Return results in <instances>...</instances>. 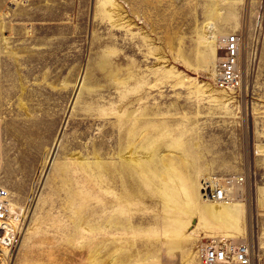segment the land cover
Returning a JSON list of instances; mask_svg holds the SVG:
<instances>
[{
    "label": "rangeland",
    "instance_id": "rangeland-1",
    "mask_svg": "<svg viewBox=\"0 0 264 264\" xmlns=\"http://www.w3.org/2000/svg\"><path fill=\"white\" fill-rule=\"evenodd\" d=\"M238 177L217 223L201 185ZM0 191L6 264H199L215 237L264 264V0H0Z\"/></svg>",
    "mask_w": 264,
    "mask_h": 264
},
{
    "label": "built area",
    "instance_id": "built-area-1",
    "mask_svg": "<svg viewBox=\"0 0 264 264\" xmlns=\"http://www.w3.org/2000/svg\"><path fill=\"white\" fill-rule=\"evenodd\" d=\"M239 45L236 34H230L223 40V56L214 72L215 84L218 87L223 89L235 87ZM228 184L234 187L243 186L244 179L233 178ZM225 186L226 183L224 186L222 184L212 189L209 183H204L200 189L201 198L206 201H226L229 195ZM5 199V193L0 191V248L10 250L17 242V228L14 224L19 222L20 215L9 208L10 206L8 207ZM196 258L199 264H262L248 242H233L225 237H215L200 242L196 248Z\"/></svg>",
    "mask_w": 264,
    "mask_h": 264
},
{
    "label": "bare ground",
    "instance_id": "bare-ground-1",
    "mask_svg": "<svg viewBox=\"0 0 264 264\" xmlns=\"http://www.w3.org/2000/svg\"><path fill=\"white\" fill-rule=\"evenodd\" d=\"M236 70H237V67H236ZM231 180H233V179H231ZM209 184L212 187V189L215 186H217L216 183H214V182H210ZM227 184H228V182H226V186H225V187H227L226 188V192L229 195V199L228 200L223 201V202L209 201V202H213L214 205H212V206L209 207L208 212L215 218V220H216L217 223L226 222L229 219V217H231V215L233 213H235L236 210H237L235 204H231V203H227V202L235 199V195H237V189H239V187H241V186H235L234 187V186H232L230 184L229 185H227ZM233 189H235V191H236L234 195L232 193V190ZM6 201L8 202V200H6ZM8 207L9 208H12V206H11V204L9 202H8ZM5 253H7V252L4 251V250H2L0 248V262L3 261L4 264L7 263L6 260L8 259L7 257H4L5 256Z\"/></svg>",
    "mask_w": 264,
    "mask_h": 264
},
{
    "label": "crops",
    "instance_id": "crops-1",
    "mask_svg": "<svg viewBox=\"0 0 264 264\" xmlns=\"http://www.w3.org/2000/svg\"><path fill=\"white\" fill-rule=\"evenodd\" d=\"M229 240H231V241H233V242H239V241H234V239L233 238H228ZM241 242H244V241H241Z\"/></svg>",
    "mask_w": 264,
    "mask_h": 264
}]
</instances>
